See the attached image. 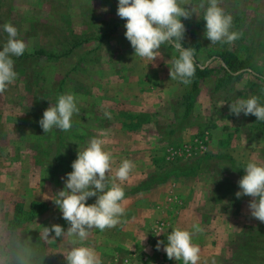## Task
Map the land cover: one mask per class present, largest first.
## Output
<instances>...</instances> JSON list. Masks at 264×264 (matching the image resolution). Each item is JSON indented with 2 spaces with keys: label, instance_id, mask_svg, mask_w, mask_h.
Returning a JSON list of instances; mask_svg holds the SVG:
<instances>
[{
  "label": "rangeland",
  "instance_id": "rangeland-1",
  "mask_svg": "<svg viewBox=\"0 0 264 264\" xmlns=\"http://www.w3.org/2000/svg\"><path fill=\"white\" fill-rule=\"evenodd\" d=\"M219 6L233 17L230 30L241 34L232 44L211 45L205 9L181 18L182 45L210 70L186 113L192 81L170 77L179 53L165 43L155 61L134 57L118 0H0V26L13 24L28 45L12 57L17 79L0 94V264H66L69 241L44 233L54 224L69 227L50 198L64 189L78 150L94 137L111 154L109 186L123 160L133 168L128 180L116 181L125 192L120 222L91 230L77 246L94 249L102 264H183L156 245L167 244L173 228L191 232L198 225V264H264V223L250 216L251 197L235 195L246 165L264 164V121L230 114L239 98L256 96L264 106V0ZM7 39L0 27V51ZM224 50L250 68L229 77L219 57ZM62 94L76 97L79 113L69 131L45 134L39 121ZM173 168L190 172L165 179Z\"/></svg>",
  "mask_w": 264,
  "mask_h": 264
},
{
  "label": "clouds",
  "instance_id": "clouds-1",
  "mask_svg": "<svg viewBox=\"0 0 264 264\" xmlns=\"http://www.w3.org/2000/svg\"><path fill=\"white\" fill-rule=\"evenodd\" d=\"M206 3L207 7L205 0H201L198 5L191 3V0H118L117 15L126 20L125 37L134 49V57L155 61L161 46L168 43L179 53V57L172 60L171 80L179 79L185 85L190 84L196 65L193 49L182 45L187 29L181 18L190 19L193 13L200 17L196 8L205 9L204 35L211 41V45L218 42L232 44L241 35L230 30L233 17L219 6V0H206ZM0 27L8 34L7 42L0 51L2 94L17 79L12 57L23 55L28 45L17 38L18 29L13 24L6 23ZM77 113L79 108L76 97L73 94H62L56 104H51L44 111L39 124L45 134L53 128L69 131L72 128V117ZM241 113L245 116L254 115L258 121H264V106L256 96L239 98L230 104V114L239 117ZM104 115L111 118L108 112ZM103 145L104 140L94 137L84 150H78L77 159L71 165L73 170L62 178L64 189L50 198L62 212L69 227L65 231L61 225L54 224L50 228L45 227L44 233L49 236L54 232L55 237L69 241L68 249L63 253L66 264H102L94 249L77 246V242L86 241L93 229L103 231L115 227L125 212L122 206L125 192L116 181L128 180L133 164L123 160L115 170L109 186V176L113 173L111 154L104 150ZM244 170L246 174L238 181L240 191L235 195L237 198L251 197L248 204L250 216L264 223V164L251 161ZM91 197H96L95 203L88 204ZM202 231L198 225H193L191 232L179 227L173 228L167 234V244L163 240L158 241L156 249L163 250L169 260L198 264L200 248L193 243V236Z\"/></svg>",
  "mask_w": 264,
  "mask_h": 264
},
{
  "label": "trees",
  "instance_id": "trees-1",
  "mask_svg": "<svg viewBox=\"0 0 264 264\" xmlns=\"http://www.w3.org/2000/svg\"><path fill=\"white\" fill-rule=\"evenodd\" d=\"M219 57L221 58L222 62L225 64L226 73L230 74V75H228L229 77H231L232 73L250 68V66H251L250 62L247 59L240 57L239 54H237L236 52H234L232 50L221 51L219 53ZM195 65H196V72H195V75L191 78L192 88L183 97V100L184 99H185V101L187 100V102L185 103L186 113H189L191 111V109L193 108L194 103L196 101V97H197V94L199 92V87H198L199 80L201 78L207 76L210 73V70H208L206 67L203 68V67L197 65L196 62H195ZM182 172L189 173L190 170H188V171H176V169L173 168V169H171L165 173L166 175H164L165 176L164 178L167 179L168 176H170L172 174L179 175ZM165 179H163V180H165ZM34 206H36V203H33V207ZM241 247L242 246L240 245L238 250L241 249ZM242 249H244V247H242ZM236 258H237V256H236Z\"/></svg>",
  "mask_w": 264,
  "mask_h": 264
},
{
  "label": "crops",
  "instance_id": "crops-1",
  "mask_svg": "<svg viewBox=\"0 0 264 264\" xmlns=\"http://www.w3.org/2000/svg\"><path fill=\"white\" fill-rule=\"evenodd\" d=\"M165 187H166V185H165ZM161 188H164V185H159V189H161Z\"/></svg>",
  "mask_w": 264,
  "mask_h": 264
}]
</instances>
